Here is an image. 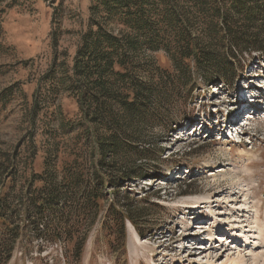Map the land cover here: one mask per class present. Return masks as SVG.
I'll use <instances>...</instances> for the list:
<instances>
[{"label":"rangeland","instance_id":"1","mask_svg":"<svg viewBox=\"0 0 264 264\" xmlns=\"http://www.w3.org/2000/svg\"><path fill=\"white\" fill-rule=\"evenodd\" d=\"M89 5L90 0H0V163L2 155L12 159L16 184L31 170H41L52 138L33 107L40 106L43 113L51 102L66 122L61 126L56 115L48 124L61 133L58 165L63 158H75L68 156L74 148L88 174L90 151L76 143L78 110L61 80L88 30ZM103 23L115 35L128 32L113 19ZM219 51L229 55L226 47ZM243 58L228 63L229 78L214 71L203 77L191 69V76L180 80L163 50H144L138 59L144 67L174 76L159 116L141 132L137 163L146 173L117 187L106 183L99 188L105 201H99L98 210L83 211L82 201L78 209L65 206L68 224L60 228L69 229L70 241L49 242L25 230L14 245L3 249L0 241V264H229L233 257L238 258L234 264H264V110L246 119L260 103L247 100L264 94L257 89L264 82V55L244 53ZM52 84L58 95L49 92ZM111 209L121 213L124 241L121 233L110 234L115 229ZM218 226L243 237L222 244L215 240L204 248L198 241ZM86 233L80 247L79 238Z\"/></svg>","mask_w":264,"mask_h":264},{"label":"trees","instance_id":"2","mask_svg":"<svg viewBox=\"0 0 264 264\" xmlns=\"http://www.w3.org/2000/svg\"><path fill=\"white\" fill-rule=\"evenodd\" d=\"M107 19L128 32L115 35L106 30L103 22ZM223 47L228 49L227 57L220 54ZM144 50H163L180 73L176 79L189 78L191 69L203 77L214 71L221 79L229 78L231 75L225 72L229 62H242L244 53L264 55V0H90L88 30L61 80L67 85L64 93L75 101L78 110L76 143L90 151L88 174H83L87 163L74 148L68 156L75 158H63L58 165L61 133L48 125L59 115L60 125L66 126L58 104L51 102L43 113L35 105L33 112L42 115L52 139H47L41 170L21 176L23 181L18 184V169L12 159L1 157L3 249L14 245L23 230L49 242L72 240L69 229L60 228L68 224L63 216L65 206L78 209L82 201L83 211L98 210L99 201L102 205L105 201L99 188L106 183L117 187L146 173L137 163L142 158L138 143L143 127L159 116L173 74L144 67L138 60ZM49 92L58 95L60 91L52 84ZM32 151L35 157L34 145ZM16 189L19 191L12 197L10 193ZM109 216L115 228L110 234L121 233L123 240L121 213L111 209ZM128 218L134 223L133 217ZM93 223L88 224L89 229ZM86 238L87 233L79 238L80 247Z\"/></svg>","mask_w":264,"mask_h":264},{"label":"bare ground","instance_id":"3","mask_svg":"<svg viewBox=\"0 0 264 264\" xmlns=\"http://www.w3.org/2000/svg\"><path fill=\"white\" fill-rule=\"evenodd\" d=\"M254 113H255V112H254ZM206 201H207V200H203V202H206ZM206 204H207V203H206ZM184 207L187 208L188 205H184ZM196 207L199 209L200 205H198V206H196ZM209 212H212V210L210 209ZM209 216H210V215H209ZM206 217H208V216H206ZM204 224H205V223H203V225H201V227H202V226H205ZM249 224H250V223H249ZM217 228H218V230H221V229H222L221 226H218ZM236 233H237V231H234V234H233V235L237 236ZM254 240H255V238H253V244H257V242H254ZM198 255H200V253H198ZM187 256L189 257L190 254L187 255ZM237 259H238V258H237ZM237 259L234 258V257L231 258V259H230L231 261H230L229 264H234V262H236ZM216 263H217V262L215 261L214 264H216Z\"/></svg>","mask_w":264,"mask_h":264}]
</instances>
